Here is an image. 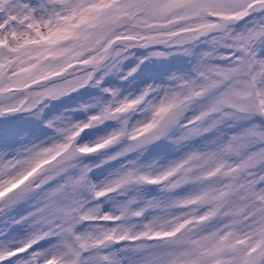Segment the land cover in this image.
I'll return each mask as SVG.
<instances>
[{
	"label": "snow or ice",
	"instance_id": "6c2138e0",
	"mask_svg": "<svg viewBox=\"0 0 264 264\" xmlns=\"http://www.w3.org/2000/svg\"><path fill=\"white\" fill-rule=\"evenodd\" d=\"M0 264H264V0H0Z\"/></svg>",
	"mask_w": 264,
	"mask_h": 264
},
{
	"label": "rangeland",
	"instance_id": "374dc122",
	"mask_svg": "<svg viewBox=\"0 0 264 264\" xmlns=\"http://www.w3.org/2000/svg\"><path fill=\"white\" fill-rule=\"evenodd\" d=\"M82 102H84L82 97H78L76 94L67 97L62 102L61 101L54 102V103H57L59 110L53 111L51 115L59 116L63 113L64 116H70L72 115V109L76 108L78 104ZM65 109H67V111H65ZM73 118L75 117L73 116ZM103 133H104V129L99 128V129H93V130H86V132L82 135H84L85 139H95L98 135H103ZM99 159H100L99 156H91V157H87L86 161L98 163ZM102 171H103L102 169L96 170L97 174H101Z\"/></svg>",
	"mask_w": 264,
	"mask_h": 264
},
{
	"label": "water",
	"instance_id": "95a60500",
	"mask_svg": "<svg viewBox=\"0 0 264 264\" xmlns=\"http://www.w3.org/2000/svg\"><path fill=\"white\" fill-rule=\"evenodd\" d=\"M72 95H75V94H72ZM67 97H65V98H62V100L61 101H63V100H65Z\"/></svg>",
	"mask_w": 264,
	"mask_h": 264
}]
</instances>
